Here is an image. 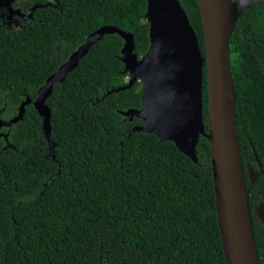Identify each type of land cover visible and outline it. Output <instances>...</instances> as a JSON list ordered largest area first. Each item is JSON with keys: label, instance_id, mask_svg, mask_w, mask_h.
Here are the masks:
<instances>
[{"label": "trees", "instance_id": "16d2710c", "mask_svg": "<svg viewBox=\"0 0 264 264\" xmlns=\"http://www.w3.org/2000/svg\"><path fill=\"white\" fill-rule=\"evenodd\" d=\"M55 1L22 29L0 27L4 122L99 28L131 34L138 59L149 50L146 0ZM177 1L204 56L197 0ZM123 44L115 34L103 36L53 86L50 145L32 105L21 121L1 128L0 264H225L209 143L199 137L193 163L173 143L133 131L140 119L124 122L122 112L140 110L142 88L136 82L113 91L128 76ZM229 52L252 231L264 264V225L254 214L264 203V1L242 11ZM203 120L207 133L205 66ZM248 168L258 173L254 183Z\"/></svg>", "mask_w": 264, "mask_h": 264}, {"label": "water", "instance_id": "95a60500", "mask_svg": "<svg viewBox=\"0 0 264 264\" xmlns=\"http://www.w3.org/2000/svg\"><path fill=\"white\" fill-rule=\"evenodd\" d=\"M12 1V0H11ZM264 0H197L200 11L204 56L196 34L177 0H146L149 50L140 59L134 54L129 33L106 26L85 39L44 85L20 104L18 114L2 127L21 121L25 107L32 105L42 120V132L50 145V110L46 105L55 84H61L95 43L115 34L124 44L121 62L129 80L115 92L141 84L140 110L122 112L124 122L138 118L142 126L133 131L151 134L160 142H171L191 162L197 163L200 136L210 146V161L220 245L225 264H259L255 248L245 175L236 123L235 97L230 67L229 41L243 10ZM29 11L28 16H30ZM206 68L208 132L203 120V69ZM5 141L7 134L0 133ZM8 146V145H7ZM255 161L260 166L253 149ZM261 173V171H260ZM251 183L258 177L247 169ZM264 225V203L254 209Z\"/></svg>", "mask_w": 264, "mask_h": 264}, {"label": "flooded vegetation", "instance_id": "af4514ba", "mask_svg": "<svg viewBox=\"0 0 264 264\" xmlns=\"http://www.w3.org/2000/svg\"><path fill=\"white\" fill-rule=\"evenodd\" d=\"M44 5L55 7L56 1L47 0L43 4L37 0H0V27L8 31L22 29L33 13Z\"/></svg>", "mask_w": 264, "mask_h": 264}, {"label": "built area", "instance_id": "2783aa9c", "mask_svg": "<svg viewBox=\"0 0 264 264\" xmlns=\"http://www.w3.org/2000/svg\"><path fill=\"white\" fill-rule=\"evenodd\" d=\"M128 80H129V78H128V76H126V77H125V81H126V83H127Z\"/></svg>", "mask_w": 264, "mask_h": 264}, {"label": "rangeland", "instance_id": "374dc122", "mask_svg": "<svg viewBox=\"0 0 264 264\" xmlns=\"http://www.w3.org/2000/svg\"><path fill=\"white\" fill-rule=\"evenodd\" d=\"M126 82V81H125Z\"/></svg>", "mask_w": 264, "mask_h": 264}]
</instances>
